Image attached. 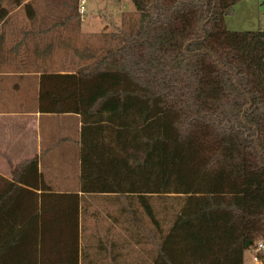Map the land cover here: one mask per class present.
Instances as JSON below:
<instances>
[{"label": "trees", "instance_id": "obj_1", "mask_svg": "<svg viewBox=\"0 0 264 264\" xmlns=\"http://www.w3.org/2000/svg\"><path fill=\"white\" fill-rule=\"evenodd\" d=\"M238 1L131 0L119 45L39 76V111L80 115L81 191L135 198L158 228L155 264H244L264 243V30L225 28ZM45 190L35 157L0 175V264H43L28 241Z\"/></svg>", "mask_w": 264, "mask_h": 264}, {"label": "crops", "instance_id": "obj_2", "mask_svg": "<svg viewBox=\"0 0 264 264\" xmlns=\"http://www.w3.org/2000/svg\"><path fill=\"white\" fill-rule=\"evenodd\" d=\"M27 1L17 6L14 0L0 1V7L8 9L0 11V175L11 178L19 163L37 159L47 190L28 247L44 250L39 257L43 264H155L158 228L135 198L81 191L80 115L38 109L40 74L75 72L79 55L62 30L66 23L29 19L22 7ZM60 54L65 64L47 68ZM32 190L41 195L40 189ZM149 202L157 221V201Z\"/></svg>", "mask_w": 264, "mask_h": 264}, {"label": "rangeland", "instance_id": "obj_3", "mask_svg": "<svg viewBox=\"0 0 264 264\" xmlns=\"http://www.w3.org/2000/svg\"><path fill=\"white\" fill-rule=\"evenodd\" d=\"M77 1L31 0L35 17L69 18L67 28L62 30L68 33L71 49L75 48L79 55L77 65L82 67L93 59H88L85 53L98 55L108 47L119 45L118 36L124 37L133 32L137 26L138 13L131 0H84L85 10L81 16L77 10ZM20 15L24 16L25 13L21 12ZM224 26L235 31L264 30V0L238 1L233 6V12L224 17ZM58 47L61 50L64 48L61 44ZM65 59L66 57L60 54L47 63V68H57L58 65L65 64ZM170 200L176 199H168ZM163 204L164 202L158 199L159 212ZM176 204L177 201L174 202L175 206ZM244 263L251 264L249 251Z\"/></svg>", "mask_w": 264, "mask_h": 264}, {"label": "built area", "instance_id": "obj_4", "mask_svg": "<svg viewBox=\"0 0 264 264\" xmlns=\"http://www.w3.org/2000/svg\"><path fill=\"white\" fill-rule=\"evenodd\" d=\"M84 0H78L77 1V10L78 13L82 16L84 14ZM251 264H264L263 260L259 256V254L264 253V243L263 242H257L256 245L251 250Z\"/></svg>", "mask_w": 264, "mask_h": 264}, {"label": "water", "instance_id": "obj_5", "mask_svg": "<svg viewBox=\"0 0 264 264\" xmlns=\"http://www.w3.org/2000/svg\"><path fill=\"white\" fill-rule=\"evenodd\" d=\"M249 243H250V241H248V240L245 242V247L246 248L249 246Z\"/></svg>", "mask_w": 264, "mask_h": 264}]
</instances>
